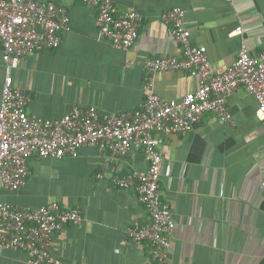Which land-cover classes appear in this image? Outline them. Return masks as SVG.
I'll return each mask as SVG.
<instances>
[{"label": "crops", "instance_id": "crops-1", "mask_svg": "<svg viewBox=\"0 0 264 264\" xmlns=\"http://www.w3.org/2000/svg\"><path fill=\"white\" fill-rule=\"evenodd\" d=\"M70 11V29L59 33L57 49L19 61L13 82L27 91V111L58 118L72 104L95 105L101 114L134 110L145 97L143 63L162 55L182 54L160 20L171 7L185 11L190 42L206 47L219 73L244 42L251 53L264 50V0H114L118 13L140 11L138 37L127 51L114 49L97 35L94 7L81 0H58ZM236 25L243 36H228ZM0 46V96L4 63ZM197 77L159 71L156 93L179 98L197 89ZM257 101L238 87L229 97L231 122L206 113L193 129L162 138L159 189L175 220L169 258L173 264H264V122L255 117ZM25 185H0V201L37 208L50 201L78 208L82 221L53 236L52 253L66 264H152L147 248L133 245L124 230L148 222L133 186L113 178L143 172L140 148L112 154L81 146L76 156H31ZM100 175V176H99ZM22 250L0 248V264H25Z\"/></svg>", "mask_w": 264, "mask_h": 264}, {"label": "built area", "instance_id": "built-area-1", "mask_svg": "<svg viewBox=\"0 0 264 264\" xmlns=\"http://www.w3.org/2000/svg\"><path fill=\"white\" fill-rule=\"evenodd\" d=\"M94 7L97 35L114 49L129 50L138 37L142 14L135 9L118 13L114 0H81ZM70 11L58 0H0V46L4 78L0 96V185L21 189L28 177L29 158L76 156L81 146L94 145L112 154L140 148L147 161L143 172L130 170L113 178L121 188L133 186L148 222L129 226L124 237L133 245L147 248L152 264H173L169 258L175 229L169 204L161 198L162 138L188 131L213 114L219 122H231L229 97L242 87L257 101L255 117L264 122V50L251 53L242 42L237 56L222 72H215L206 47L190 42L185 11L166 9L160 16L182 54L148 58L143 63L145 97L134 110L99 113L95 105L72 104L58 118L35 117L28 113L30 95L13 82L19 61L33 53L54 50L59 33L70 29ZM236 25L228 36H243ZM182 71L197 77V89L179 98H165L154 89L159 71ZM100 176V175H99ZM82 221L78 208H64L56 201L40 207L20 208L0 201V248L22 250L25 264H66L52 253L53 236L68 224Z\"/></svg>", "mask_w": 264, "mask_h": 264}]
</instances>
